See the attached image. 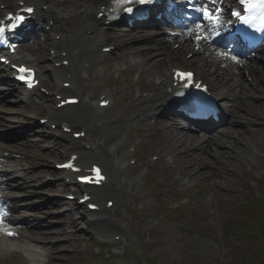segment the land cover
<instances>
[{"label":"rangeland","instance_id":"374dc122","mask_svg":"<svg viewBox=\"0 0 264 264\" xmlns=\"http://www.w3.org/2000/svg\"><path fill=\"white\" fill-rule=\"evenodd\" d=\"M81 1L83 0H66V5L57 4L54 7L56 13L66 12L57 20V29L60 32H68L76 43L75 47L78 44H87L81 35L83 26L79 15ZM70 9L73 10L72 13ZM112 30L111 28L105 30L107 38L114 36ZM40 42L44 43V41ZM42 55L45 58L47 56L45 51ZM46 59L49 62L48 57ZM46 59L43 62L49 66ZM125 65L128 64L122 63V60L119 61L118 56L111 55L101 66L105 67L103 73L105 77L102 72L95 75L92 70H89V79L76 86L85 97L97 99L98 93L104 87L110 84L114 88L121 86V82L126 78L123 72ZM49 85L54 84L51 82ZM127 88L130 89V87ZM134 93L135 90L130 89L127 91L130 96L126 94L127 98L121 100V103L126 105L123 110L129 118L123 116L118 123L105 124L102 128L94 130L85 141H81L90 145L94 141H99L98 139L103 142L100 155L106 156V161L117 168L113 179L122 194L119 197V206L114 211L110 210L109 214L107 213L110 218L108 225L98 223L88 226L85 221L77 217L78 209L57 206L59 202L51 200L49 206L43 207L44 222L48 225L51 224L50 219L60 222L51 227L57 231L63 228V223L76 226L74 232L51 235L53 236L52 248L55 251L52 263L264 264L261 262V255L264 253V127L261 125L262 119L256 113L244 119L249 124L242 125V130H247L243 143L238 144L243 149L238 158L225 157L224 160L217 161L216 166L223 167L224 170H208V181L191 180L188 186H184L177 180L179 169L176 164L170 165V162L163 159L158 163L149 160L150 153H162L165 158L169 156L171 158L173 155L169 153V150H172L170 146L161 142L159 137H155L150 127H147L146 131L152 136L149 139V151L145 149L144 144L141 151L136 147L135 137H139L140 132L134 128L131 135L128 133V144L123 147L122 152L126 151V146H135V158L139 160L136 166L131 164L130 157L125 158V163H119L118 155L110 150L111 143L117 137V131H127L131 124L135 127L141 123L143 116L136 115L138 106L134 104L136 101ZM128 99L131 101H127ZM2 103L11 111L17 109L36 111L24 108L17 97ZM117 106L114 108L115 113L122 111L118 110L121 104ZM241 112L245 115L244 111ZM16 118L18 117L14 116L12 121ZM134 118L137 120L131 121ZM14 125L19 126L18 122ZM24 125L25 123L20 122V126ZM39 142L47 148L37 146L35 154L36 156L41 154L42 162L48 164L43 168L47 169L46 175L50 178L49 158L56 157L55 160L59 161L60 154L62 156L65 152L66 156L67 151H70L69 144L66 142L65 145L61 144L59 154L49 150V147L52 148L54 145L53 142ZM232 155L235 154L232 153ZM180 161L182 167L188 164L185 159ZM31 176L37 177L38 173L32 172ZM137 176L141 177V180L133 183L132 179ZM45 180L47 178L42 181ZM175 187L180 191L179 193L182 192L187 196L185 201L179 200L180 194L177 195L175 191H172ZM253 195H256L254 197L258 200L252 201L253 204L249 205L252 207H247ZM35 198L36 202L43 199L39 196ZM205 199H208L207 202L204 201ZM177 201L181 205L178 208H176ZM172 206L170 214L167 211ZM209 223L211 226L208 225ZM190 224L193 227L190 228ZM59 225L61 228H58ZM114 233L121 238L110 239ZM238 243L241 245L238 246Z\"/></svg>","mask_w":264,"mask_h":264},{"label":"bare ground","instance_id":"6f19581e","mask_svg":"<svg viewBox=\"0 0 264 264\" xmlns=\"http://www.w3.org/2000/svg\"><path fill=\"white\" fill-rule=\"evenodd\" d=\"M31 1V0H30ZM35 1L39 4H46V1L44 0H32ZM92 0H88L87 4L85 5V10H86V14L85 15H89L88 18V26L87 29H90L91 31V35H87V38L89 40V42H92L90 45H88L86 47L87 50H83L82 47H80L77 51V53L72 54L71 50H70V43H68V41H56L54 44L56 45V49L58 51V56L54 59L56 62L57 61H62V60H69V66H57L54 70L55 74L59 76L60 80H64V81H71L72 85L70 88H63V90L65 92H72L73 87L74 86V81H75V76L73 74H76V70L79 67V69H83L84 66L80 67L79 64L80 62L82 63V61L86 60V58L88 56H95L96 60L99 59V53L95 52L93 53V45H99V42L102 40V36H103V29L102 26H104V23H101L100 20H96L95 18H91V14L94 11L93 7L90 6ZM47 11L43 10L41 16H45L47 15ZM94 17V16H93ZM102 20V19H101ZM104 20V18H103ZM102 20V21H103ZM190 42V41H189ZM188 41H185L181 44L180 48L175 50L174 53L177 52H181L184 53L186 52V50H189L188 52H192L194 53V49L192 48V46L190 45ZM129 53H133L132 50H129ZM163 58V57H162ZM164 58H168V61L165 62L164 60V64H158L157 66H155L154 68V74L156 75V78L161 80L159 85L157 88H154V85L151 86V92H155L154 94H149L147 96H145L146 98H142L141 100V105H142V111L144 114H147L149 116L151 115H156L158 113V111L160 109L165 108L166 106L163 107H157V103L158 102H166V98H167V87L168 85H170V76H169V70L172 69V67L174 66L173 64H175L176 60H174L172 58V56H165ZM185 62L191 63L192 59H187ZM34 64L37 65V62L34 61ZM233 66V65H231ZM245 70H249L250 71V75L253 74V78L256 82H260V84L264 86V66H258L255 65L253 63L251 64H246L245 66L242 67ZM241 71V69H238ZM244 84V83H243ZM258 86V84H256ZM234 97V96H233ZM167 105V104H166ZM30 111H27L26 109L23 110H19V114L20 116H28ZM55 116H57V118H64L66 120H68V122H70L72 124L73 127H78V128H90L92 125H98L99 123H105V122H109V120H112V113L110 112V110L108 108H102L99 107L98 105H94L91 101L87 102L85 100H83L82 102H80L78 105L76 106H68V107H64V108H57V111L55 112ZM65 139L67 140H71L73 141L74 138H72L71 136H69L68 134H64L63 135ZM240 141L239 139H234V141H222L221 139H219L217 136H212V138H210L209 141H207L210 146L212 147V149H214L213 147H217L216 151L218 149H221L223 146H229L230 148H232L233 150L236 149L237 147H235V145H233L234 142H238ZM188 145L189 151L193 150L195 151L194 154H199V152H201V150L203 149V146H200V143L197 142L195 144H186ZM5 146H9L11 147L10 144H4L3 142L0 143V147L5 148ZM75 151L78 152L79 154H81V159L80 162L84 163L86 166L90 165L93 163V161L97 160L98 162H100L103 165V168L105 170V173H107L109 179L107 180V182H105L106 184L102 187H84V190L87 191H94L93 195H95L96 200L98 201V203L101 206V211L99 212H95V217L96 220L102 224H109V218L107 217V213L106 211L109 210L108 207H106L105 202L109 201L110 198H113L114 200H117L118 197H120L122 194H120L119 192V188L117 186V183L114 182V180H112L114 178V175L117 171L116 167H113V165H111L110 163H108L105 159L106 158H102L100 156H98L99 151L97 150H88L85 149L82 145H77L74 147ZM215 151V152H216ZM216 154H218V156H221V152H216ZM194 164H196L197 162H193ZM203 162L198 161L197 165H201ZM192 166V165H191ZM190 166V167H191ZM189 170H191V168H189ZM195 176L199 175V172L196 171ZM111 179V181H110ZM6 184H1L0 186V192H3V197H1L2 199L6 200L3 201V204H8V201H16L18 199V197L20 196V192L17 191L16 193L11 191V190H5L6 188L2 187L5 186ZM4 188V189H3ZM10 210H15L11 207H9ZM109 214V213H108ZM12 216H14L13 218L17 219L19 221V217L13 215V213L11 214ZM106 232V231H104ZM45 238V237H44ZM44 238H33L35 239V241H37V244L31 243L33 245L27 244V249H31L33 248V250H28L25 251L26 253H28V258H26L23 254H17L16 255V259H14V263L15 264H35V262H37V260H39L40 262H42L41 260L43 259L42 256L49 258V255L47 253H39L36 250H34L35 247H38V243L39 244H44ZM26 249V250H27ZM36 260V261H35ZM35 261V262H34ZM34 262V263H33ZM48 264V263H46Z\"/></svg>","mask_w":264,"mask_h":264},{"label":"snow or ice","instance_id":"6c2138e0","mask_svg":"<svg viewBox=\"0 0 264 264\" xmlns=\"http://www.w3.org/2000/svg\"><path fill=\"white\" fill-rule=\"evenodd\" d=\"M139 2H144V0H139ZM211 2L214 4L215 2H216V0H211ZM240 3L241 4H248L249 5V7L251 8V9H255V8H261V9H264V0H240ZM128 11H131V9H127ZM27 11L28 12H31V11H33L32 9H27ZM217 11H219V10H217ZM233 15H237V16H239L240 14L239 13H237V12H233L232 13ZM206 18L207 19H214L215 18V16L213 15V14H211V13H206ZM20 19H23V17H21ZM245 22H247V21H245ZM262 22H264V16H262ZM5 29L3 28V27H0V33H2L3 31H4ZM198 39L200 38V37H197ZM20 71H22V72H28V71H30V70H28V69H24V68H21L20 69ZM21 79H24V77H21ZM31 86V85H30ZM64 166H66V167H72V165L71 164H69V165H64ZM95 171H97V172H99V170L98 169H96ZM83 179H85V180H87L88 178L87 177H85V178H83ZM4 216H5V212L2 210V209H0V224H2L3 223V218H4Z\"/></svg>","mask_w":264,"mask_h":264},{"label":"trees","instance_id":"16d2710c","mask_svg":"<svg viewBox=\"0 0 264 264\" xmlns=\"http://www.w3.org/2000/svg\"><path fill=\"white\" fill-rule=\"evenodd\" d=\"M262 262L264 263V253L261 255Z\"/></svg>","mask_w":264,"mask_h":264}]
</instances>
